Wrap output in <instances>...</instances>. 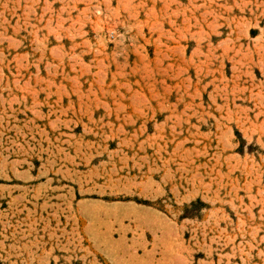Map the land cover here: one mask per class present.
<instances>
[{
  "label": "rangeland",
  "instance_id": "obj_1",
  "mask_svg": "<svg viewBox=\"0 0 264 264\" xmlns=\"http://www.w3.org/2000/svg\"><path fill=\"white\" fill-rule=\"evenodd\" d=\"M0 264H264V0H0Z\"/></svg>",
  "mask_w": 264,
  "mask_h": 264
}]
</instances>
